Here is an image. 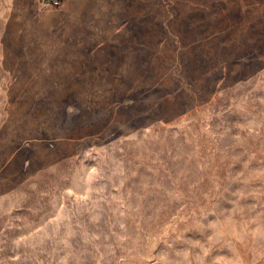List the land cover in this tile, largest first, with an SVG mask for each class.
Wrapping results in <instances>:
<instances>
[{
	"label": "rangeland",
	"instance_id": "obj_1",
	"mask_svg": "<svg viewBox=\"0 0 264 264\" xmlns=\"http://www.w3.org/2000/svg\"><path fill=\"white\" fill-rule=\"evenodd\" d=\"M0 0V264H264V0Z\"/></svg>",
	"mask_w": 264,
	"mask_h": 264
},
{
	"label": "built area",
	"instance_id": "obj_2",
	"mask_svg": "<svg viewBox=\"0 0 264 264\" xmlns=\"http://www.w3.org/2000/svg\"><path fill=\"white\" fill-rule=\"evenodd\" d=\"M44 4L51 5L53 7H58L60 5L59 0H41Z\"/></svg>",
	"mask_w": 264,
	"mask_h": 264
}]
</instances>
